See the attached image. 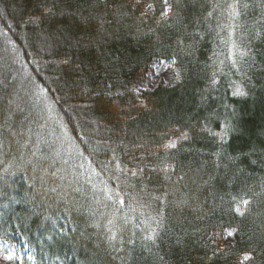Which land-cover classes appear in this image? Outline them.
Wrapping results in <instances>:
<instances>
[{"label": "trees", "instance_id": "obj_1", "mask_svg": "<svg viewBox=\"0 0 264 264\" xmlns=\"http://www.w3.org/2000/svg\"><path fill=\"white\" fill-rule=\"evenodd\" d=\"M162 1L0 0V27L10 43L0 38V57L5 45L23 63L15 66L28 69L26 78L29 68L37 70L30 79L39 91L29 84L26 92L44 94L72 149L69 153H74L62 162L66 184L79 180L73 165L78 161L73 158L82 157L93 167L102 165L100 178L120 192V198L128 199L125 193L135 197L133 189L140 193L139 202L128 200L134 204L123 209L128 214L144 209L156 215L164 210L167 227L160 238L155 244H142L144 233L137 232L136 246L125 264H238L245 256H250L248 264H264V40L250 44L252 59L244 65L247 75L242 77L231 68V53L227 55L232 48L224 27L227 20L219 11L210 21L205 19L214 0ZM148 5L150 12L145 13ZM166 8L170 18L161 14ZM257 14L258 10L250 11L247 19L251 22ZM157 59L175 61L177 83L137 91L135 83ZM241 80L246 95L234 97L229 85ZM16 92L14 77L0 71V126L10 125L21 134L9 137L11 147L6 141L0 175L4 161L30 157L23 152L32 146L22 135L38 126L33 115L41 104L24 96L20 105ZM225 124L230 131L222 144L216 134ZM4 134L9 135L8 129ZM173 140L176 147L166 148ZM110 145L114 150L107 149ZM42 149L37 156H49L51 151ZM114 155L124 168H144L142 179L129 178L131 183L122 181L117 188L109 176ZM165 166L170 179L159 170ZM57 169L55 163L52 171ZM92 174L97 179L94 169ZM32 175L29 167L27 176ZM7 179L11 187L0 182L8 192L0 197V241L5 231L10 235L5 242L17 237L37 264H53V252L72 257L67 264H121L97 246L95 235L80 240L74 254L72 243L50 248L46 240L50 230L41 228L51 223L45 217L54 213L59 217L57 227L65 223L59 216L63 205L57 203L56 194L10 203L9 195L23 200L28 182L22 169L15 175L10 172ZM56 180L60 181L49 177L48 186L57 185ZM87 190L86 195L70 190L69 199L90 202ZM165 194L167 206L156 199ZM184 194L191 199L177 208L175 201ZM243 199L252 201L245 217L235 213L237 201ZM140 215H133V223ZM226 229L236 230L234 243L220 248L215 237Z\"/></svg>", "mask_w": 264, "mask_h": 264}, {"label": "snow or ice", "instance_id": "obj_2", "mask_svg": "<svg viewBox=\"0 0 264 264\" xmlns=\"http://www.w3.org/2000/svg\"><path fill=\"white\" fill-rule=\"evenodd\" d=\"M167 4V0H165ZM258 14L250 22L247 17L249 12H256ZM217 11L220 15L227 20V24L224 25L228 29L229 39L232 43L231 55L229 59L232 61L231 68L235 73H239L242 77H246L247 73L244 69V65L249 63V60L252 59L250 53L251 48L250 44L253 40H264V0H214L212 3V10L208 12L206 20L215 18ZM164 17L170 18L171 13L165 9L161 13ZM167 23V20L163 21ZM195 39V37H193ZM179 44H182L183 41H179ZM247 58V59H246ZM175 61H173L174 63ZM251 66V65H249ZM240 83L233 82L229 85L232 90V95L234 97H243L246 95V92L241 87ZM217 85V80L215 78V73L211 78V86L215 87ZM4 129H8L9 135L4 134ZM31 132V130H29ZM230 131L228 124L223 126V131L218 133L221 143H226V137ZM20 133H16L11 130L10 125L0 126V155H5L4 149L6 141L8 146L11 147L10 136H20ZM17 144L20 143L19 140L16 141ZM26 146V145H25ZM166 148H175V142L169 143L165 146ZM37 149L31 153L30 157L22 158L19 162L13 158L7 167L3 169V175H0V182L3 185L8 184V174L11 172L12 175H15L18 170H23L25 172V180L28 182V190L25 192L23 200L17 199L15 196L9 195L8 200L10 203L20 204L22 202H32L37 194L49 197L51 194H56V199L58 204L63 205V211L59 213V216L65 218V223L57 227L58 216L56 213L51 217H45L46 221L51 222V231L46 237V240L49 243L50 248H55L60 242H68L73 244V254L75 253L76 246L79 244L80 240L91 239L93 235L98 238L97 246H103L106 254L111 256L112 260L119 259L121 264H125L126 259L131 258V251L134 250L136 246L137 232L132 231L129 235V225L132 227H140V231L144 233L142 244L145 242H151L152 244L156 243V240L160 238L162 232L167 227V217L163 209H160L156 215H148L145 212H141L142 216L146 217L145 221H138L133 223V220L130 219L127 215L121 217L117 215V212L122 211L125 207L131 208L132 205L128 203V200H133L134 202H139L141 199L139 196H131L129 193H125V196L128 199L120 198V192L113 191L108 188L105 184L104 188L101 189L103 196H98L95 191V185H92V196L91 201H85V203H80V201L75 198L69 199L71 192L64 191V185H54L48 186L49 177L59 178L61 181L65 179L62 175V170L57 169L52 171L54 164L56 163L57 158L59 157V152H55L51 156H42L38 159H34L37 156ZM23 156V154H21ZM46 161H50L45 165ZM67 163V161H64ZM109 176L110 180H114L116 187H121V182L125 183L129 178H138L142 179V174L144 168H137L135 170L131 168H124L120 161L113 157V161H109ZM31 168L33 175L29 178L27 176L28 168ZM160 171L164 172L165 177L169 178V166H165ZM156 171V169H153ZM179 179H183L180 177ZM39 181V188H37L36 181ZM79 183V180L75 181ZM179 181H177L178 183ZM86 183L91 184V181L88 180ZM207 183V181L205 182ZM264 187V185H262ZM67 188L74 192H84L87 194V189H82L80 187L73 188V183L69 182ZM176 191H180L177 189ZM7 195L3 188L0 187V197ZM185 198L178 197L175 201L177 208H183L187 206L191 196L184 194ZM160 203L167 204V194L165 197H156ZM107 202H110L107 203ZM237 213L241 217H245L249 214V209L251 208L252 201L249 199H243L242 204L244 205V211H240V201H237ZM7 206V205H5ZM112 207L114 211L108 213L103 211L108 207ZM75 214V215H74ZM81 223L83 228H81ZM92 230V231H90ZM236 230L230 231L229 236H232ZM4 241L8 238V233L5 231L3 233ZM179 242V241H178ZM0 247H4V250L9 254L3 257L5 260L13 261L15 259L13 249L7 247L3 242H0ZM53 264H67V261L71 260L72 257L65 254L61 257L58 253L53 252ZM250 257H246L249 259ZM29 260L33 261L35 264V257L29 256Z\"/></svg>", "mask_w": 264, "mask_h": 264}, {"label": "rangeland", "instance_id": "obj_3", "mask_svg": "<svg viewBox=\"0 0 264 264\" xmlns=\"http://www.w3.org/2000/svg\"><path fill=\"white\" fill-rule=\"evenodd\" d=\"M144 0H135L136 3H142ZM162 1V0H161ZM163 2V1H162ZM164 3V2H163ZM169 11V8H166ZM145 13H149L150 12V8L149 5L148 7H146ZM6 32V31H4ZM0 27V38L3 40V42H7L6 40H4L3 37H6L5 33H4ZM1 41V40H0ZM229 42L230 39H229ZM7 44H10L7 42ZM3 45V44H2ZM4 46V50L1 53L2 58L0 57V71H6L7 73H9L10 76L14 77V89L17 90L16 92V99L19 101L20 105H24V96H28L29 100L31 102L32 98L35 100V102L39 105L41 104L40 107H37L40 109V112H36L33 115L35 124H38V126H35L34 130L31 132H25L23 133V137H27L29 140L28 145L32 146V150H28V152H23L25 154H28L31 156V153L33 151H36L37 149H41V151L43 150L42 147L48 151H51L49 153V156H51V153L54 154L55 152H59V157L56 160V165L58 167V169H61L63 164V159L65 160L66 157L72 155L74 156V153L72 152V154H70V145L67 142V138L66 136L63 134L60 123H56V121L54 120V118L51 115V108L48 107V101L46 98L44 97V94L41 92L35 94L34 93L30 94L28 92H26V90H28L27 87H29V84L33 86L34 89H38V85L35 83L34 80H32L34 78V75L38 72H36V67H35V72L32 70V68H29V73L31 74L30 76L28 75V78H26V74L28 69L26 67H17L15 66L16 63H22V61H20L19 57L17 54H15V52L5 46ZM231 46L228 49V53H231ZM9 66L11 68H9ZM25 66V65H24ZM33 67V65H32ZM26 70H25V69ZM34 68V67H33ZM32 76V79H30ZM25 78V80H24ZM178 81V74L175 70V65L173 63V60H154L151 63L150 69L149 71H147L143 76H141L139 78V80L137 81V83H135L136 86V90L137 91H151L153 90L156 85L158 83H165V84H169V85H174L175 83H177ZM36 91V90H35ZM21 136V135H20ZM13 137L14 136H10ZM173 141L169 142V143H173ZM108 150H114V148L110 145L108 148ZM58 150V151H57ZM38 153V152H37ZM78 157V156H77ZM39 157L36 156L34 159H38ZM81 159L78 160L76 157L73 158V160H76L78 162L74 163L73 165L77 166V170L79 171V183L74 182L73 183V188L75 187H82V188H86L88 189L89 187V192L92 195V185H95V182L98 181L99 184L97 186H95V191L96 194L98 196H103V192L101 191V189L104 188L105 184L108 183L106 182V180H103L100 178V174L103 171L102 170V165L98 168L93 167L92 164H88L86 161H84L82 159V157H80ZM2 165H4L5 167L8 166V164L4 161L2 163ZM1 165V166H2ZM92 165V166H91ZM89 167H91L89 169ZM96 171L98 177L97 179H95V177H93L92 171L93 169ZM106 170H108V168H105ZM158 170V169H156ZM1 174V173H0ZM63 175V174H62ZM88 180L91 181V184L86 183ZM132 179H129L130 183H131ZM39 182V181H36ZM68 182V179L65 178L63 181H57L56 183L57 185L63 184L64 185V191H70V189L67 188L66 184ZM28 186V184H27ZM28 190V187H25V192ZM135 196H139L140 197V193H137L134 191ZM6 194H8V192L6 191ZM54 194V193H53ZM152 199H153V195H152ZM8 200V197H7ZM154 201V200H152ZM110 203V202H107ZM153 203V202H152ZM131 205H134L132 202L130 203ZM154 205V204H153ZM238 204L236 205L235 208V213H237L236 209H237ZM240 207V211H244V205L242 204V202L239 204ZM113 209L111 206L109 207V209ZM108 209H106L107 211ZM114 210V209H113ZM145 210H141V212H144ZM108 213H110V211H107ZM141 212H130L128 214L127 210H122L117 212L118 216H125L127 215L130 219H132L133 215H139L141 214ZM239 215V214H238ZM141 219L139 221H145L146 219L143 218L142 215L139 216ZM133 220V219H132ZM43 223V222H41ZM64 223V222H63ZM42 230L47 229L51 231V223H45L43 224V227L41 228ZM129 231H136V232H140L142 233V231H140V227L137 226V228L132 227V225H129ZM230 231V229H226L220 233H218L215 237V243H217L219 245L220 248H225L227 247V245H232L234 243V234L232 236H229L228 233ZM139 233V234H140ZM10 235H8L9 237ZM36 239V238H35ZM11 241L9 242H5V241H0L3 242L7 247L13 249L14 252V256L15 259L13 261H8L5 260L3 257L7 256L9 253L6 252L4 250V247H0V264H33V261L29 260L28 257L31 256L30 252L28 250V248H26L25 245H22V241L17 239V237L15 236H11L10 238ZM24 244V243H23ZM246 257H250V256H245L243 257L238 264H248L250 261L249 259H246ZM35 264H37L35 262Z\"/></svg>", "mask_w": 264, "mask_h": 264}]
</instances>
